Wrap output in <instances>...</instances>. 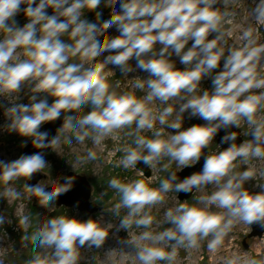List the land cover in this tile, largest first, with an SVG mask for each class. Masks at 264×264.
<instances>
[{
  "label": "clouds",
  "instance_id": "obj_1",
  "mask_svg": "<svg viewBox=\"0 0 264 264\" xmlns=\"http://www.w3.org/2000/svg\"><path fill=\"white\" fill-rule=\"evenodd\" d=\"M218 2L222 8L213 7ZM233 2L120 0V11L112 12L109 18L97 12L94 20H88L84 17L85 9L92 11L101 4L110 6L112 0H0V97L7 95L9 103L5 108V128L31 138L35 148L58 145L67 134L81 143L90 138L95 145H101L108 137L118 140L119 131L128 129L126 135L132 141L119 149L124 153L118 162L120 166L136 169V164L143 161L151 169L169 157L182 169L201 158L202 149L208 147L222 127L239 129L242 121L250 125L248 135L251 133L252 139L237 144V133L228 132L221 142L231 141L230 146L205 155L202 170L180 182L174 183L178 180L176 172L163 179L159 188L150 187L143 179L127 183L115 177L110 179L109 186L120 194L114 214L120 216V209H127L119 219V227L128 232L125 242L133 251L121 252L138 264H174L178 248H198L205 239L208 250L216 253L235 224L249 226L259 222L264 226V184L258 185L260 191L250 192L244 185L254 180L257 169L248 166L236 171L235 163L239 159L250 165L254 159H264V117L258 115L264 110V43L258 42V29L250 23L240 34L242 46L228 45L232 30L226 26L234 25L237 15L230 7ZM253 2L250 20L264 25V0ZM49 8L51 15L46 12ZM21 11L27 22L18 27L15 16ZM113 26L120 34L109 38L105 28ZM212 33L215 36L209 39ZM65 34L71 42L62 39ZM189 41L192 44L186 47ZM106 51L109 54L103 60L97 59ZM21 55L25 58L20 59ZM77 55L87 62L86 66L69 63L70 57ZM173 55L179 57L183 70L175 67L170 59ZM14 57L16 62L10 63ZM132 58L137 61L136 67L149 73L146 79L133 78L135 87H147L142 98L127 93L118 95L110 90L107 79L109 73L114 75L107 68L109 64L119 66L124 74L132 72ZM221 61L222 70L214 73ZM205 76L212 77L213 88L197 95ZM22 86H30L28 103L19 102ZM41 93L54 97L53 102L37 99ZM170 100L176 101L175 107L168 103ZM154 101L165 106L153 108L150 105ZM79 105H91V109L81 114L83 108ZM71 109L73 114L65 116L51 139L47 131L39 130L43 123ZM186 111L190 117H200L207 123L182 128ZM174 112L177 118L169 120ZM157 122L178 131L168 132L165 137L164 128H156ZM145 129L154 130L151 138L141 134ZM96 157L97 153L89 149L86 157L77 159ZM46 167L48 162L40 151L21 155L11 162L0 161V180L6 185L21 177L27 180ZM259 174L264 175V170ZM73 179L66 177L65 183L49 186L25 183L24 188L29 197L39 196L41 204L53 203L59 194L71 188ZM208 185L215 190L198 197L203 207L180 202L164 213L163 225L170 222V227L159 232L150 230L154 218L148 209L162 203L167 192L174 188L176 193H187ZM8 195L17 199L21 194L9 188ZM213 207L221 211H212ZM5 220L0 214V224ZM27 222V216L18 221L22 228H26ZM133 225L145 230L130 236ZM108 234V228L93 219L54 216L31 237L38 239L39 247L50 251L34 254L28 264H78L80 246L87 243L88 247L99 248ZM164 242L168 248L161 246ZM224 264H264V258L245 251L225 257Z\"/></svg>",
  "mask_w": 264,
  "mask_h": 264
},
{
  "label": "rangeland",
  "instance_id": "obj_2",
  "mask_svg": "<svg viewBox=\"0 0 264 264\" xmlns=\"http://www.w3.org/2000/svg\"><path fill=\"white\" fill-rule=\"evenodd\" d=\"M119 4L120 0H112L110 6L101 4L97 9L92 11H87V9H85L84 17L88 20H94L98 12L103 17L109 18L112 12L120 11ZM253 4L254 2L252 0H234V2L231 3L230 7L237 12V15L234 20V25L226 26L232 30V35L227 37L228 45L234 47L242 46L243 41H241L239 37L243 29L248 27L251 23L250 10L255 6ZM216 5L219 8L223 7L219 2ZM15 21L18 27H22L27 22L26 18L17 15L15 16ZM253 25L258 29V42L264 43V25H256L254 23ZM234 29H239L238 33H233ZM105 32L109 38L115 37L117 36L116 34L119 33L115 26L105 28ZM214 36L215 33H212L208 38L211 39ZM2 38L3 34L0 33V39ZM62 39L71 42L67 34H65ZM191 43L192 41H189L186 47H189ZM158 47L160 46L157 45V48ZM21 51V49H17V52ZM109 51L114 52L116 50ZM109 51L104 52L97 59L103 60V58L109 54ZM24 58L23 55L20 56V59ZM170 59L175 62V67L177 69H184V65L180 62L179 57L173 55ZM9 62L15 63L16 58L14 57L13 60ZM69 63H82L85 64V66L87 64L79 55L70 57ZM129 64L132 65L134 70L127 74L122 73L119 66L112 64L107 66V68L114 73V75L109 73L107 77L110 90L115 91L118 95L127 93L135 95L137 98H142L147 93V87L145 86L144 89L135 87V80L133 78L139 77L146 79L149 73L136 67L137 61L135 58L130 59ZM222 66L223 61H221L219 68L213 70L214 73L222 70ZM28 87L30 86H22V90L19 94L21 97L19 102H29L28 95L30 93ZM212 88V77L205 76L200 82L201 90H198L196 94H202V90L210 91ZM12 98L13 100L15 99V94H13ZM7 99V95H5L4 98L0 97V161L11 162L23 155V147L31 138L22 137L15 132L6 130L7 118L5 116V108L9 106ZM37 99H47L48 103L51 104L54 97L46 96V94L41 93ZM168 103L173 104L174 107L176 106V101L174 100H170ZM150 106L159 109L163 108L165 105L161 104L159 101H154ZM78 107L83 108L81 114L91 109V105H79ZM73 112L74 109L69 110L67 113L62 112L60 117L64 120L65 116H71ZM258 115L264 117V110H261ZM176 118L177 114L174 112L173 115L169 117V120H175ZM206 123L207 122L200 117H190L187 111L183 113L182 128L184 129L192 125H203ZM161 127L164 128L163 134L165 137H167L168 132L175 133L178 131L175 129H167L166 126H161L157 122L156 128ZM249 127L250 125L242 121L240 128H237L241 131L244 140L249 139ZM127 131L128 129L120 130L118 133L120 138L118 140H113L111 137H108L101 145H95L90 138H86V140L81 143L76 141L71 134H67L61 137L60 143L52 146L50 152L44 157L48 162V167L42 170L41 173L44 175V178L39 183L44 186L52 185L59 182L68 173L83 176L91 187L89 202L98 208V210L92 214L79 212L75 207H57L54 202L41 204V198L39 196L32 195L29 197L24 188V184L27 183L30 178L25 180L24 177H21L17 180L10 181L7 185L0 180V214L6 217L5 222L0 224V260L3 261V264H28V261L32 259L34 254L39 253L44 255L49 252L50 250L39 247L38 239H32L31 237L35 235L39 227H41L47 219L61 215L75 218L80 221L93 219L98 221L102 227H106L109 230L105 242L99 248L94 245L88 247L87 243L84 246H80L78 264H138V262L133 259L129 261V257H125L126 262L124 263L120 261L121 251L130 253L133 249L129 248V246H132L125 242L128 239V232L119 227V219L126 214L127 209L121 208L120 216L114 214L113 207L120 201V194L109 186V181L114 177L125 183L136 179H143L150 187L159 188L161 181L166 178V174L169 170L174 169L180 171L181 169L175 161L171 160L169 157H164L158 165L151 169L149 168L151 173L150 178L145 179L137 170L131 168L125 169L120 166L118 162L124 153L119 149L130 144L132 141V137L126 135ZM153 131L154 130L145 129L141 134L151 138L153 136ZM216 141L217 137L214 136L213 141L210 142L207 147L209 155L219 150ZM89 149L97 153L96 159H77L78 157H86ZM235 163L236 171H242L248 166L257 169V175L254 180L247 181L244 187L250 192L260 191L261 189L258 185L264 184V175H260L259 172L264 170V159H254L250 165H244L239 159ZM9 188H13L20 192V197L11 199L8 195ZM214 190L215 188L212 185L196 189L192 196L183 202L192 206L203 207L204 205L198 200V197L210 194ZM178 203H180V201L177 200V193L173 188V190L165 194V199L162 203L151 206L148 211L149 214L153 216L154 222L150 230L159 232L163 227L165 211L168 208H175ZM211 210L221 211L215 207ZM22 216L28 217L26 228H22L18 223L19 218ZM144 230L143 227H136L133 225V227L129 229V235H138ZM250 231V225L248 226L242 222L235 224L232 231L225 237L224 244L216 253H212L208 250L207 239L200 241V246L198 248L188 249L180 247L177 250L178 255L174 264H224L225 257H230L237 253L243 254L245 251L256 258H264V234L260 238L246 239L245 244L247 247L244 248L243 239L246 238ZM161 246L165 248L169 247L166 242L162 243ZM109 247L117 250L114 256H109L107 253ZM158 264H166V262L160 261Z\"/></svg>",
  "mask_w": 264,
  "mask_h": 264
},
{
  "label": "water",
  "instance_id": "obj_3",
  "mask_svg": "<svg viewBox=\"0 0 264 264\" xmlns=\"http://www.w3.org/2000/svg\"><path fill=\"white\" fill-rule=\"evenodd\" d=\"M21 7H23V5ZM213 7H218V6L213 5ZM46 12L49 15H51L52 9L49 8L46 10ZM17 16L25 18L22 11L20 13H18ZM191 44H190V46H191ZM63 123H64V120L62 119V117H58L55 120L45 122L43 125L40 126L39 130L40 131H47L48 132V139H51L54 135H56L57 130L63 125ZM228 132H236L237 137H236L235 142L237 144L242 143L240 131L237 128H235L234 126H229L228 128L222 127L221 129H219L217 131V133L215 135L217 137L216 143L219 146L218 151H222V150H224L230 146L231 141L223 142V143L221 142L222 137L224 135H226ZM248 138H249V140L253 138L251 133H249ZM51 147H45L42 149H37L34 147V145L32 143V139H29L23 147L22 154L23 155H31V154H34V153L40 151L42 153L43 157H45L50 152ZM207 154L209 155L208 149L207 148L202 149V156L195 164H193L192 166L185 167V168L181 169L180 171L171 169L167 172L166 178H168L170 176L171 172H176V175L178 177V180L174 182V183H176V182L182 181L185 177L190 176L193 173L201 171L203 164H204V156ZM135 168L137 170L143 171L144 178L150 177V174H151L150 169L143 161L138 162L136 164ZM66 177H74V179L72 181V186L67 192L58 195L57 199L54 201L55 205L57 207H61V206L69 207V208L75 207L79 212H83L86 214H92L93 212L97 211L98 208H96L91 202H89L91 187L88 184V182L86 181V179L83 176L75 175L73 173H68L58 183H60V184L65 183ZM43 178H44V175H42L41 172H35L31 176V178L29 179L27 184L36 185ZM47 190L48 189L46 188L45 191H47ZM195 190L196 189H193L192 192H187V193L183 192V191L178 192L177 193V200L180 202L188 200L192 196V194L194 193ZM170 226H171L170 222L165 223L161 230H163L164 228H168ZM250 227H251V232L247 235L248 238H256V237L260 238L264 234V226H261V224L259 222H253L252 224H250ZM243 246H244V248L247 247L244 240H243Z\"/></svg>",
  "mask_w": 264,
  "mask_h": 264
},
{
  "label": "bare ground",
  "instance_id": "obj_4",
  "mask_svg": "<svg viewBox=\"0 0 264 264\" xmlns=\"http://www.w3.org/2000/svg\"><path fill=\"white\" fill-rule=\"evenodd\" d=\"M253 1V0H252ZM254 5V4H253ZM251 21V20H250ZM251 23H254V22H252L251 21ZM238 31H239V29H234L233 30V33H238ZM117 36L119 35V33L118 34H116ZM232 41V40H231ZM233 43V42H232ZM150 180V179H149ZM129 248H131L132 249V247H130L129 246ZM112 250H115V249H113L112 247H109L108 249H107V253L109 254V256H114V254H115V252L117 251H112ZM121 254H120V261L121 262H126V260H125V257L123 256V254H122V252H120ZM129 261L130 260H132L130 257H129V259H128ZM120 261H119V263H120Z\"/></svg>",
  "mask_w": 264,
  "mask_h": 264
},
{
  "label": "flooded vegetation",
  "instance_id": "obj_5",
  "mask_svg": "<svg viewBox=\"0 0 264 264\" xmlns=\"http://www.w3.org/2000/svg\"><path fill=\"white\" fill-rule=\"evenodd\" d=\"M190 46V45H189ZM240 131V130H239ZM240 136H241V140H242V142H243V140H244V137H243V135H242V133H241V131H240ZM246 239H251V238H248L247 236H246V238L245 239H243L245 242H246Z\"/></svg>",
  "mask_w": 264,
  "mask_h": 264
},
{
  "label": "trees",
  "instance_id": "obj_6",
  "mask_svg": "<svg viewBox=\"0 0 264 264\" xmlns=\"http://www.w3.org/2000/svg\"><path fill=\"white\" fill-rule=\"evenodd\" d=\"M31 209H32V207H31Z\"/></svg>",
  "mask_w": 264,
  "mask_h": 264
}]
</instances>
